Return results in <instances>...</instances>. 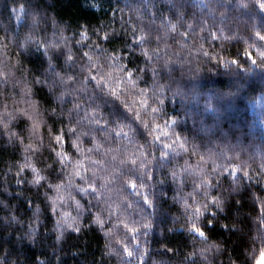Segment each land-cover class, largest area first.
I'll use <instances>...</instances> for the list:
<instances>
[{"label": "trees", "instance_id": "trees-1", "mask_svg": "<svg viewBox=\"0 0 264 264\" xmlns=\"http://www.w3.org/2000/svg\"><path fill=\"white\" fill-rule=\"evenodd\" d=\"M244 2L249 3L250 0H244ZM240 3L241 0H184V18L180 21L178 31L172 35L177 40L182 39L188 47L181 48L178 43L169 40L171 47L165 49L163 43L157 45L153 39L151 43L144 45V48L149 49V56L152 57L149 61L142 54L141 48L136 46L133 34L135 33L138 38L142 34V29L144 32L155 35L162 17L171 19L175 23L176 19L169 12L167 0H0V44L6 45V47H0V72L7 74V79L0 76V115L3 116L4 122H9L8 113H12L16 119L10 121L9 130L24 138V144L15 140L9 143L8 130L0 125V256L8 254L12 260L16 261V264H42L44 261L47 264H123V260L127 259L131 260V264H138L136 256L128 258L123 252V246L117 242L119 239L128 244L134 253L142 254L143 250L147 249L148 255L143 256L145 264H152L153 261L156 264H192V262L206 264L199 254V249L205 244L215 242L221 245V250L217 252L212 249L204 254L212 261V264H246L247 253L253 246L257 248L260 246V240L254 238L264 234V224H261L258 219L261 215L260 202L254 201L252 196V193H255L256 196L264 198V181L256 183V179L249 181L243 178L239 194L233 193L231 189L233 176L242 177L243 175L242 172L234 171V169L244 168L253 177H256L258 172H264L259 167L264 162L262 160L264 157V139H262L264 137V72L256 70L241 78L227 75L222 68L217 70L213 63L208 62V58L204 57L199 50V45L203 44L210 53H220L228 58H235L237 47H247L243 39H248L253 24L256 25L257 30H260L262 22L254 9L240 7ZM20 6H24L25 14L17 21L15 17L18 12L12 9L18 10ZM35 8L46 13L47 18H42L40 24L33 27L31 14ZM188 24L192 25L191 29L188 28ZM61 28H63V35H61ZM85 28L88 31L87 39L77 43L81 41L80 33ZM93 29L100 31L96 33ZM104 31L111 33L114 38L111 41L103 40ZM181 32H187L188 36L181 37ZM29 33L41 42L39 51L34 43L28 47L27 51L16 46V43L23 40ZM210 33H215L221 39H212ZM224 36L243 39L237 45L235 40H223ZM252 42L249 40V43ZM125 43L130 47L125 49ZM45 45L49 46L48 55L53 57L52 64L55 70L65 76L79 74L77 80L88 74L84 68L88 61L82 56L83 52L99 57L100 63L104 65L103 69L95 64L92 66V75H96L97 78L106 71H112L104 54L97 50V45L105 49L107 53L121 56L120 64L125 65L127 70H131L134 73L133 78L137 80L138 87L132 88L127 85L125 77V84L121 86L120 91V96L129 107L133 108V111L128 112L119 99L110 95L104 96V100L108 103L97 100L96 103L89 104V97L93 92L103 95L95 88V81H90L86 92L67 95L65 102L59 104L56 96L65 91L66 86L61 85L53 72H45L48 68L47 57L43 54ZM53 45H59V47ZM157 46L161 49L159 60L152 51ZM69 50L75 59L74 62L66 63L65 59ZM249 50L256 55L255 49ZM166 58L172 61L168 67L163 66ZM239 58L242 63L248 59L242 54ZM248 63H245V67ZM197 66L202 69L199 73L200 85L208 93L212 90H227L230 87L235 90L234 85L237 79L243 83L244 87L239 95L230 98L232 104L229 109L225 111L220 109L216 115H212L211 112L204 110L209 97L198 94L185 99L183 94H176V89L179 88L177 81L181 79L182 73L186 78H192L188 70L195 69ZM152 68L157 70L155 77L152 75ZM209 68L213 70L210 72ZM113 75L123 77L124 73H113ZM36 77L42 81L47 79L48 84L34 83ZM24 84L32 88L31 96H25L22 93ZM154 85L157 89L159 85L164 86V94L160 97L164 100L163 106L155 103ZM49 86L56 89L55 94L49 91ZM73 86L79 87V85ZM125 88L127 91L124 90ZM139 89L146 90L151 106L163 108L162 113L152 114L157 117L156 122L163 124L164 120L176 117L175 131L181 138L186 137L189 141V153L180 151V154L176 156L170 152L167 158L169 162L164 167H161V161L166 158L161 157L159 152L163 145L159 142L150 143L152 136L148 135V131L152 127V116L140 108V100L144 97L141 96ZM180 89L183 93V89ZM32 100L37 102L36 108L39 110L36 118L42 122L35 136L29 132L31 122L17 111V109H26L30 114L33 113V107L30 106ZM211 102L217 106L215 98H211ZM74 103H80L79 113L73 109ZM5 105H7L6 110ZM49 105L56 109V117H59L61 122L53 123L54 118ZM93 109L97 113L96 118L101 121L100 124H88L87 121L82 120V117L86 113L90 114ZM137 110L140 111L142 119L150 122L149 129H144L141 122L135 119ZM60 113L64 115L61 116ZM120 113L126 114L128 119H123ZM105 119L109 121L108 129L115 128L117 131L119 127L115 120L119 119L124 132L128 133L127 137L116 136L110 131L106 134ZM77 120H81V123L77 124ZM201 122L211 130H215L219 125L222 132L216 131L215 134L202 132L197 135L194 128L201 127ZM49 127L53 128L54 134H58L61 127L64 129L67 142L63 144V150L69 153L73 161L83 160L84 165L90 169L84 175L88 180L94 179L98 193H103L98 199V193L92 192V189H89V194L86 195L75 186L79 184L87 187L86 181L81 177H71L72 183L69 186L68 173L72 171L71 163L67 164L64 174L61 175V165L54 163L58 159L55 151H60L61 147L54 140L50 141L47 131ZM69 127L77 128L78 133L89 132L88 136H81L77 141L83 149V155L72 147V140L76 137L68 132ZM230 128L238 129V131H231ZM169 131H172V128H169ZM39 135L45 137L42 142L38 139ZM162 139L168 138L162 137ZM29 143L39 145V150L25 152V145ZM97 143L101 145L100 148L95 147ZM192 143L199 146V155L191 154ZM140 145H144L145 151L154 152L156 156V160L149 165L153 171V180L149 183L155 185L153 189H150V193H155V196L150 194V199L155 201L154 215H149L152 209L143 205L139 197L132 195V189L124 186L119 178L109 185L112 189L110 193L100 187L102 181L99 176L112 173L119 177L120 172L127 174V169L131 165H120L119 161L127 159L129 155L133 158L138 157ZM52 148H55V151ZM88 149L92 151L89 152ZM107 149L112 151L108 152ZM237 154L239 159H236ZM200 155L204 156L203 161L199 159ZM114 156L115 160H113ZM148 159H152L151 155ZM186 160L193 167L197 165L203 167L207 178L211 180V187L197 188L193 197H187L189 204L194 201H198L199 205L208 204V210L205 213L207 218L211 219L213 212L218 213L214 222L204 228L207 242L204 237L196 233L189 235L185 230L187 227L185 217L191 215L192 209H188L186 213L180 199L194 191L193 181L199 184L201 177L183 173L185 182L181 186L179 179L173 180L169 172V169L180 172L181 168L185 167ZM26 161L39 168L42 174L49 176L47 183H58L60 180L65 182L61 193L65 199L58 201L56 213L51 212V201L46 200L44 196V192L48 191L49 196L55 198L54 189L48 190L45 185L44 188L39 189V197H37L35 195L37 188L28 183L33 177L31 170L25 169L19 176L16 175L19 165ZM93 161H102V164H93ZM213 161L222 168L226 167L227 170L220 174L221 169H215ZM49 164L53 165L54 172L48 168ZM93 168L100 170L95 178L92 175ZM113 169L117 171L113 172ZM17 179H23L24 183L17 184ZM205 191L209 193L207 198L204 195ZM109 195L112 208L110 218L107 211L108 204L104 203ZM212 196L225 201L223 211L215 208L211 201ZM124 197H127V201L123 199ZM76 200H79L83 208L89 211L77 209ZM128 203L132 206L128 207ZM36 205L40 206L38 221L33 214ZM141 207L146 208L147 211L142 212ZM97 211H102L105 219L103 230L84 219L79 225L82 228L80 233L65 226L64 239L57 241V220L61 218L63 212L70 213L71 217H77L83 212L86 217L94 215ZM13 215L17 217V222L11 220ZM148 220L151 221L152 228L148 230L147 236L143 234L145 230L141 229L136 236V240H139L137 244L123 224L128 223L130 227L140 228L141 224ZM84 224H90V227L84 228ZM233 224L236 225L235 228L231 227ZM30 226L36 229V243L23 238V234L30 231ZM200 226L204 227L203 223H200ZM109 230L113 233L110 237L105 235ZM17 237L22 239L17 240ZM109 247L114 251L110 252ZM169 249L171 251H168ZM190 253L195 255L190 256Z\"/></svg>", "mask_w": 264, "mask_h": 264}, {"label": "snow or ice", "instance_id": "snow-or-ice-1", "mask_svg": "<svg viewBox=\"0 0 264 264\" xmlns=\"http://www.w3.org/2000/svg\"><path fill=\"white\" fill-rule=\"evenodd\" d=\"M167 4L169 6V12L172 13V15L175 17L176 22L173 23L171 19H168L166 17L161 18V23L159 27L156 29V34L153 35L151 32H144L141 29V33L138 38L133 34V40H135L136 46L141 48L142 54L148 58L149 61L152 60V57L149 56V49L144 48V45L146 43H151V41L154 39L159 45L160 43H163L165 46V49L170 48L171 45L168 43L169 40H171L173 43H178L181 48L188 47L185 43H183L182 39L177 40V38L172 35L173 33H176L178 31V28L180 26V21L184 18V0H167ZM240 7L243 8H252L255 10V14L257 16H260L261 18V29L257 30L256 25L253 24L251 27V31L249 34L248 39H243L242 37L237 39L235 36L229 37L224 36L223 40H235L236 44L238 45L240 43V40L243 39V43L247 45V47L241 48L237 47L236 52L234 54L235 58H228L224 55H221L220 53H210L207 49L204 48L203 44L199 45V50L203 53V56L208 58V62L213 63V66L219 70L223 69L225 74L235 76L237 78L243 77L245 74H252L256 70H260L261 72H264V0H250L249 3H245L244 0H241ZM14 12H18L16 15V20L19 21L22 16L25 14V8L24 6H20V8L12 9ZM153 16H155V13H153ZM42 18H47V14L44 12H41L39 8L33 9V12L31 14V23L33 27H36L40 24ZM53 23L55 24V20L53 19ZM188 28H192L191 24H188ZM61 35H63V28H61ZM94 32L99 33V29H93ZM203 31V29H201ZM222 31V29H221ZM212 36V39L219 40L221 39L219 36H217L215 33H210ZM81 35V41H77V43H81L83 40L87 39L88 37V31L87 28L83 29L80 33ZM181 37L188 36L187 32H181ZM114 38V36L109 33L108 31H104L102 35V39L105 41H111ZM249 40H252V43H249ZM35 44L37 51L41 48V42L33 41L31 38V34L29 33L25 40H24V48L25 51L28 50V47L31 44ZM54 47H59V45H53ZM223 47V44H221ZM0 47H6V45L0 44ZM130 45L124 44V48H129ZM249 49H255L256 55H253V53ZM97 50L100 51L102 54H104L105 60L109 63V67L112 69V71H106L102 75L97 78L96 75H92L93 71V65H98L99 68L103 69L104 65L100 63L99 57H94L93 55H90L89 52H83L82 56L87 58L88 64L84 66L85 70L87 71V75H84L82 79L77 80V75H71L68 74L65 76L61 72H57L55 70V66L52 64L53 57L48 55L49 52V46L45 45L43 47V54L47 57L48 60V68L45 69V72H53L55 75V78L59 80L61 85H65V91L60 92L58 96H56V100L59 104H63L65 102V97L70 94H75L78 92H86L87 91V85L90 83V81H95V88L98 89L99 93H102L103 95H98L96 92H93L92 95L89 97V104L96 103L97 100H104V96L110 95L112 97H115L116 99H119L121 103L123 104L124 108L127 109L128 112H132L133 108L129 107L127 103L124 102L123 97L120 96L121 86L125 84V77L127 79V85L136 88L137 80L133 78L134 73L131 70H127V67L125 65L120 64L121 56L116 55L115 53H107L105 49H102L97 45ZM154 55L156 56L157 60L160 59V52L161 49L159 46H157L155 49L152 50ZM63 54V53H61ZM241 54L248 58L243 63L240 60ZM73 55L69 54L66 56L65 62L70 63L74 62ZM250 60V63L248 61ZM172 63L170 58L164 59V67H168ZM245 63H248V66L245 67ZM17 64H19V61H17ZM169 72H171V68L168 69ZM199 66L197 67V71H199ZM210 72L213 70L212 68L208 69ZM113 73H124V76H114ZM152 75L155 77L157 76V70L156 68H152ZM0 76H3L5 79H7V74L0 72ZM34 83H44L48 84V80L44 79L43 81L36 77L33 81ZM17 83H20V81H17ZM73 85H79V87H75ZM115 85V86H113ZM244 87L243 83L239 82V79H237V83L234 85L235 90H233L232 87L228 88L227 90H218L215 94V100H224V99H230L232 97H235L239 95L240 91ZM107 89V91H105ZM127 91V88L124 89ZM22 93L25 96H31L32 94V88L29 87L27 84H24V86L21 89ZM49 91L55 94L56 89L53 86H49ZM140 94L142 97L140 100V108L143 110H146L149 115L152 116L151 119V129L148 131V135L152 136L151 144H155L156 142H159V144L163 145V148L159 150L160 156L166 158L164 161H161V167H164L166 163H168L169 154L170 152L178 156L180 154V151H183L184 153H189V141L188 139L181 138L180 134L175 131V126L177 125V119L176 117H170L169 120H164L163 124L157 123L156 119L157 117L152 114H159L163 112V108L159 106L164 105V100L161 99V95L164 94V86L159 85L158 89L157 86L154 85L153 89V96L155 103L159 105L158 107H153L149 104L147 99V93L145 89H139ZM176 94H182V90L180 88L176 89ZM105 103H108L107 100H104ZM135 103V101H133ZM37 102L35 100L30 101V106L33 107V113H29L26 109H17L19 114L21 116L27 117L28 121L31 122V128L29 129V132L31 135L35 136L37 132L41 128V121H39L36 118V113H38V108H36ZM52 117L54 118L53 123H59L61 122L59 120V117H56V109L51 108L49 105ZM7 109V105H5V110ZM73 109L79 113L81 109L80 103H74ZM207 111L212 113H217L219 111V106H214L210 101L207 102ZM118 111V106H117ZM60 115H64V113H60ZM166 115V114H165ZM97 113L95 109L92 110V112L86 113L84 117H82V120L87 121L88 124H100V119L96 118ZM120 116L123 119H128L127 115L124 113H120ZM9 122H4L3 116L0 115V125L5 130H8V142L12 143L14 140L19 142L20 144H24V138L17 134L16 132L9 130V123L11 120L16 119L15 116L12 115V113H8ZM71 118V116H69ZM135 119L137 121H140L144 129L150 128V122L145 121L141 117V113L139 110L135 111ZM219 120V117H217ZM81 120H77V124H80ZM115 123L119 127V131H117L115 128L108 129L109 121L107 119L104 120V128L106 130V134L108 131L114 132L116 136H125L127 137L128 133L124 132L123 126L120 125V120L116 119ZM202 126L200 131L207 134L211 132V129L208 128L207 125H204L203 122H201ZM169 128H172V131H169ZM48 136L51 140H54L57 144L60 145L61 150L55 151V148H52L53 151H55V155L58 158L54 163H58L61 165L60 173L61 175L64 174L66 170V166L68 163L72 164V171L68 173L69 175V186H71V177H81V179L85 180L87 183V187H83L79 184L75 185L77 188H80L82 192H84L86 195L89 194V189H92V192L98 193V189L96 187L95 180H88L87 176L84 175L89 172V168L84 165L83 160H75L73 161L72 157L63 150V144L66 143L65 139V132L64 129L61 127L59 129L58 134H54L53 128H48ZM132 131H135V129H132ZM68 132L75 135V139L72 140V147L76 149L77 152L81 153L83 155V149H81L79 143L77 141L80 140L81 136H88L89 132L87 131H80L78 133L77 128L75 127H69ZM199 135V133H197ZM162 137H167V140L162 139ZM38 139L42 142L45 137L43 135H39ZM95 139V138H93ZM49 147L51 148V142L49 143ZM96 148H100V144H95ZM199 146L195 143L191 144V154L192 155H199L198 151ZM25 152H35L39 150V145H33L31 143L25 145ZM89 152L92 151V149H88ZM108 152L112 151V149H107ZM222 155H225L224 153H221ZM151 155L152 159H148V157ZM116 157H113V160H115ZM199 159L201 161L204 160V156L200 155ZM236 159H239V155H236ZM156 160V156L154 152L145 151V146L140 145L139 146V156L136 158H133L131 155L127 157V159H121L119 161L120 165H131V167H128L127 174L124 172H120L119 177L114 176L112 173H109L107 175L99 176V179L102 181L100 187L105 189L106 192L110 193L112 189L109 187L110 184L115 182V179L119 178L122 181V184L126 187H130L132 189V195L139 197L140 200L143 202V205H147V208L152 209V212L149 213V215H154L156 212L155 208V201L154 199H150V194L152 196H155L154 192L150 193V189H153L155 185L150 184L149 182L153 180V171L149 168V165L153 163V161ZM262 160H264V157H262ZM93 164H102V161H93ZM213 164L215 165V169H221L220 174H223V171L227 170V168H222L220 165H216L215 161H213ZM259 167L261 169H264V162H262ZM49 169H52L53 172L55 169L53 168L52 164L48 165ZM25 169H30L33 177L31 180L28 181L31 185L35 186L37 188L36 196L39 197V189L44 188L45 185L47 186L48 190H55L56 196L55 198L49 196L48 191L44 192V196L46 200L51 201V212L56 213L57 207H58V201H63L65 197L61 195L62 191L65 187V182L63 180H60L58 183H47L49 181V176H46L42 174L41 170L37 168L34 164L26 161L23 164L19 165V170L17 171L16 175L19 176L21 172H23ZM214 169V170H215ZM11 169H9L10 171ZM240 171L242 172V177H236L233 176V183H232V192L239 194L242 188V180L243 178H247L249 181L256 179V183H261L264 181V172H258L256 174V177H253L249 171L245 170L244 168H238L234 169V171ZM99 169L93 168L92 169V175L93 177H97V173L99 172ZM106 171V170H105ZM116 169H113V172H116ZM169 172L171 174V177L173 180L179 179V183L182 186L185 182L183 173H188L189 176L191 175H199L201 177V181L199 184H195V181H193L195 188L194 191L191 193H187L185 197H181L183 207L185 208V211L187 213L188 209H192L191 215H186V231L191 235L192 233H196L201 237L205 238V242H207V234L204 230L207 225L212 224L217 217L218 213L213 212L212 218L209 219L205 216L206 211L208 210V204L199 205L198 201H194L192 204H189L187 197H193L195 195V189L202 188V187H211V180L207 178V174L205 173L203 167L197 165L193 167L188 163V161H185V167L181 168L180 172H177L175 169H169ZM59 179V177H57ZM17 184L24 183L23 179H17ZM160 183H163V181H160ZM100 195H103V193H98L97 199ZM205 197L207 198L209 196V193L207 191L204 192ZM254 201L260 202V213L261 215L258 217L261 224H264V198H261L259 196H256L255 193H252ZM74 199V198H73ZM125 201H127V197L123 198ZM176 199V197H174ZM111 201V196H107L104 200L105 204H108V217L110 218L112 215V208L111 204L109 203ZM211 201L214 204L215 208L219 211L224 210L225 201L220 199L217 196H212ZM239 201H237L238 203ZM77 209H83L84 212H87L89 210L84 209L83 205H81L79 200L75 201ZM89 203H91L89 201ZM131 203H128V207H131ZM117 208H119V205H117ZM141 211H147L146 208L141 207ZM40 213V206L36 205L34 208L33 214L34 217L38 221ZM87 219L90 221L91 224L97 225L101 230L105 228V219L102 215V211H97L94 213V215H88L84 216L83 212L79 213L77 217H71L70 213L63 212L61 214V218L57 220V241H62L64 239V231L63 229L65 226L69 229H72L76 233H80L82 231V228L79 226L80 223ZM142 219H147L146 217H142ZM11 220L13 222H17V217L13 215L11 217ZM71 221V222H69ZM200 223H203L204 227L200 226ZM84 228L90 227V224H84ZM183 226V225H182ZM115 227V226H114ZM123 227L128 230L129 233L132 234V239L136 240L137 234L141 231V229H144V235L147 236L148 230L152 228V223L150 220H148L145 223H142L140 228H137L135 226H129L128 223H124ZM224 227H228V225H224ZM231 227L235 228L236 225L233 224ZM239 231V229H237ZM106 236H112L113 233L111 230L105 233ZM23 238L28 239L32 243H36V229L32 228L30 226V231L23 234ZM22 237H17V240H21ZM254 239L260 240V246L259 248L253 246L252 250L247 253L246 256V264H264V234L260 235L259 237H256ZM118 243H120L123 246V252L127 254L128 258H131L133 256L137 257L138 264H145V261L143 259V256L148 255L147 249H144L142 254L134 253L133 250H131L128 247V244L124 243L123 240H117ZM136 243L139 244V240H136ZM215 249L217 252L221 250V245L217 244L215 242L209 244L207 248L201 249V255L203 256L206 252ZM109 251H114L109 247ZM168 251H171L169 249ZM190 256H194L195 253H190ZM207 257H205L206 259ZM187 259V258H186ZM42 264H47L46 261L42 262ZM123 264H131V260H123ZM152 264H156V262H152ZM194 264V262H192Z\"/></svg>", "mask_w": 264, "mask_h": 264}, {"label": "clouds", "instance_id": "clouds-1", "mask_svg": "<svg viewBox=\"0 0 264 264\" xmlns=\"http://www.w3.org/2000/svg\"><path fill=\"white\" fill-rule=\"evenodd\" d=\"M25 38L23 40L19 41L18 43H16V46L18 48L24 50V51H25V48L23 45H24ZM31 38L33 41H37L35 36L31 35ZM201 63H206V62L201 61ZM197 67L195 69H189L188 70L189 73L191 74L192 78H186L185 75L182 73L181 79L177 81V85L179 88L183 89L182 94L185 97V99L191 98V97L196 96L198 94H202L206 97H209V101H210L211 98H215V94L217 93L218 90H212L211 93H208V92L203 90V88L200 85V80H199V73L202 71V69L199 67L200 70L197 71ZM216 101H217V104L219 106V110L223 109L224 111L229 109L231 107V104H232L231 99H227V98L224 100H216ZM206 109H207V104L205 105L204 110H205V112H209ZM212 115H216V113H212ZM200 129H201V127L194 128V131L197 133H202L200 131ZM230 130L231 131H238V129H235V128H230ZM216 131L222 132V129H220L219 125L216 126L215 130H211V133L215 134ZM262 139H264V137H262ZM262 171H264V169H262ZM201 243H204V242H201ZM208 246H209V244H205L204 247H201L199 249V254L201 255V249L207 248ZM202 257L206 261V264H212V261L209 260L207 256L203 255ZM205 257H207V258L205 259ZM0 264H16V261L12 260L8 254H5V256H0Z\"/></svg>", "mask_w": 264, "mask_h": 264}]
</instances>
